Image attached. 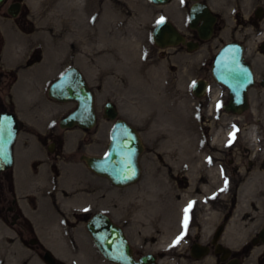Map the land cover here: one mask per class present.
I'll return each instance as SVG.
<instances>
[{"label":"rangeland","instance_id":"rangeland-1","mask_svg":"<svg viewBox=\"0 0 264 264\" xmlns=\"http://www.w3.org/2000/svg\"><path fill=\"white\" fill-rule=\"evenodd\" d=\"M21 1L24 19L19 23L29 28V36L2 15L13 0L0 8V72L6 86L0 100L7 111L13 100V111L23 126L13 147V180L0 174V264H46V251L66 264H109L96 250L85 221L75 222L72 212L79 210L74 211L73 205L81 211L123 215L121 223L150 244L147 250L168 256L176 232L183 236L179 246L184 248L186 197L174 195L171 189L173 164L201 160L198 156L208 154L210 139L233 140L236 123L234 115L219 113L222 100L216 91L200 99L192 96L190 87L205 76L208 51L212 54L223 43L243 35L254 48L260 39L253 37L250 25L238 31L241 27L234 14L239 11L246 17L264 0L221 2L216 36L191 54L180 46L160 50L151 39L152 29L161 20L171 21L187 38L192 34L185 11L176 1L165 6L148 0ZM262 28L264 32V25ZM90 29L99 32L95 41L80 39L77 43L73 31ZM36 48L38 65L20 72ZM69 66L83 73L96 95L98 123L86 132L62 130L58 122L75 104H60L47 95L50 84ZM13 70L18 74L12 89L9 75ZM109 101L117 105L119 118L134 126L143 145L140 178L125 188L92 175L79 163L81 155L101 157L106 152L111 122L103 118L101 110ZM50 132L54 135L44 137L46 141L39 139ZM170 132L175 134L173 140ZM56 137L63 139L61 157L65 158L59 161H53L54 153L48 152L49 141ZM53 163L59 177L53 175ZM55 187L59 191H53L56 196L51 192L45 195ZM14 199L28 219L19 222L24 230L11 226L4 216L3 209ZM58 200L62 211L57 214L51 202L58 205ZM239 204L242 212L249 210L248 202L240 200ZM254 214V222L242 220L240 240L231 242L237 248H251L243 255V264H261L259 260L264 258V247L250 243L264 207ZM32 240L38 243L30 244ZM162 264H171L170 258H164Z\"/></svg>","mask_w":264,"mask_h":264},{"label":"flooded vegetation","instance_id":"flooded-vegetation-1","mask_svg":"<svg viewBox=\"0 0 264 264\" xmlns=\"http://www.w3.org/2000/svg\"><path fill=\"white\" fill-rule=\"evenodd\" d=\"M6 1L1 7L5 5ZM174 1L181 4L182 11H185L187 25L192 34L188 38L185 37L183 33L182 34L186 41L190 42L195 49L189 51L185 45L180 47L185 50L186 54L199 51L206 42L211 41L216 36V25L221 12L219 8L222 5L221 2L224 3L227 2V0H169L166 5ZM15 4H20V9L15 17H11L8 14V9L10 6ZM196 4L205 6L210 11L211 15L216 19L211 38L207 41L200 40L197 30L189 27L191 9ZM22 10V1L13 0V2L6 6V14L2 15L11 19L13 24L16 25L23 34L29 36V28H23V24L21 25L19 23L24 19L21 17L23 16ZM234 16L239 23V27H241L238 31L244 29V25H250V31H252L253 37L260 40L254 48H252L249 45L248 39L243 35L235 38L234 40L223 43L216 52L212 51V54L208 51L209 55L206 57L203 68V74L205 76L203 78L198 77L190 87L192 96L200 99L216 91L217 96L222 100L219 113L222 115H234L236 117V123L234 124V139L231 140V142L230 140L225 141L210 139L208 141V144L210 145V147H208V154L206 156H198L201 160L196 162H175L173 164L174 169L171 176V189L174 195L179 196L181 194L186 197L185 209L188 208L189 204L192 205L190 211L188 212L187 227L185 228L186 234L184 239L186 240V243L184 248L182 246L180 247L179 243H175L179 237L178 232H176L174 243L171 246L170 254L168 256L156 249L147 250V247H149L150 244L147 245V241H145V239L141 240L139 238V241L138 237L140 236H137V233L132 235L128 231L127 226L121 223L123 222V215L120 214V216L118 215L117 217L113 215V211L104 213L111 219L115 226L120 228L125 240L131 248L133 258L136 262H139L142 258H147V264H162V260L169 257L171 264H234L236 262L238 264H243V255L248 253L251 249L249 246H244L242 248L234 247L231 245V242L234 243L235 239L240 240L239 230L241 222L244 220H246L245 223L249 221L254 222L257 218L254 212L257 213L258 210L264 207V32L262 28L264 25V3L263 5L260 3L254 5L253 9L246 17H243L242 13L239 11H237ZM25 19L28 20V24L31 23L29 18L25 17ZM244 20L247 21L244 22ZM199 25L200 23L198 26ZM229 44H238L242 47L243 61L249 66L253 77V84L246 92L247 108L244 111H242L241 107L237 108L236 111L240 112H233L231 110L228 111L226 109L230 99L229 89L226 86L217 83L212 76V65L215 56L222 48ZM32 56L25 61L23 67L20 68V72L25 70V68L31 69L32 67H35V65H38L37 63L40 60L37 58V60L31 62L30 60ZM17 74V71L13 70L9 75L10 86H12V89L13 83L17 78ZM199 82L202 83L204 87L203 91L200 93L201 96L196 97L194 89ZM4 87L6 86L3 85L2 73L0 72V92ZM91 91L94 95V108L97 125L98 111L95 106L96 95L92 89ZM196 93L198 92L196 91ZM107 103L109 102H105L102 105L101 110L105 120L107 119L104 117V106ZM0 112H9L13 114V100H11L10 111H7L3 104V99H1ZM117 112L119 116L118 108ZM247 115L253 117H246ZM118 116L117 119H123ZM109 122H111L112 128L114 122ZM22 127V124H19L20 130ZM53 135L54 133L50 132L47 135L39 136V139L46 141V139H43L44 137ZM53 138L49 141L50 146L48 148V152L54 153L53 161H59V159L65 158L61 157L64 155L62 151L63 139L61 137H56L55 139ZM226 143H228V146H226ZM83 157L90 156L81 155L79 163L83 165L89 173L96 176L86 166L85 161L82 160ZM186 159L188 160L189 157L187 156ZM54 163L51 166L53 175L55 177H59L60 175H58L57 172L58 168ZM0 174H7L8 178L12 181L13 165L9 170L0 172ZM46 182L51 183L49 181ZM54 186H56V184H54ZM54 190H56V193L59 192L57 191V187L49 188L45 191V195L47 192H51L49 194L56 196L53 192ZM240 200L248 202L249 210L247 209L244 212L241 211L239 204ZM51 205L54 207L53 210H55L56 213L58 210L62 211L60 208V201L58 205L53 202H51ZM72 209L74 211L79 210L78 212H72V215L77 218L75 222L85 221L84 227L86 232L89 234L86 229V223L98 212L93 213V211H81V209L75 205L72 206ZM185 209L183 211L184 214ZM3 211L5 219L7 221L9 220L11 226L24 230L23 226L19 224V222L23 221L25 223L28 219L21 212L15 199L12 200L10 205L5 207ZM252 211L253 214H250ZM42 220L43 219L41 217V221ZM263 230L264 214L258 230L250 237V243L252 246L264 247V234H262ZM61 232H65L66 236H70V232L66 229L61 228ZM226 238L228 239V244ZM136 240L138 241L135 242ZM32 243L37 244L38 242L36 240H32V242L30 241V244ZM253 243H255V245ZM226 250H229L228 256H225ZM259 261L263 264L264 258H261ZM107 262L109 264H114L109 261Z\"/></svg>","mask_w":264,"mask_h":264},{"label":"water","instance_id":"water-1","mask_svg":"<svg viewBox=\"0 0 264 264\" xmlns=\"http://www.w3.org/2000/svg\"><path fill=\"white\" fill-rule=\"evenodd\" d=\"M5 1L0 0V7ZM149 2L160 6L167 4L169 0H149ZM19 9L20 4L12 5L8 9V14L15 17ZM215 20L205 6L196 4L191 9L189 27L197 30L200 40L207 41L211 38ZM151 38L154 45L162 50L181 45H185L189 51L195 49L169 21L158 23L152 30ZM212 76L217 83L229 89L230 99L226 109L240 112L236 109L241 107L244 111L247 108L246 92L253 84V77L249 66L243 61L240 45L229 44L221 49L214 58ZM199 83L194 89L196 97L201 96L200 93L204 87L202 83ZM48 95L60 103H76V108L60 120L61 129L78 127L89 130L96 125L93 93L81 72L76 68H68L55 80L49 86ZM117 116L118 112L114 105L107 103L104 106V117L110 121L115 120L110 131L107 152L102 157H83L82 160L95 175L106 178L112 185L122 188L138 181L140 177L139 157L143 146L136 130L126 121L116 120ZM18 131L16 116L7 112L0 113V172L9 170L13 165L12 148ZM86 229L94 245L107 261L114 264L148 263L147 258H142L139 262L134 260L123 233L107 215L103 213L93 215L86 223ZM228 254L229 250H226L225 256ZM43 260L47 264H62L49 251L44 253Z\"/></svg>","mask_w":264,"mask_h":264},{"label":"bare ground","instance_id":"bare-ground-1","mask_svg":"<svg viewBox=\"0 0 264 264\" xmlns=\"http://www.w3.org/2000/svg\"><path fill=\"white\" fill-rule=\"evenodd\" d=\"M91 30L92 29H90L89 31H87V30H83V31L82 30L73 31V34L72 35H75L76 36L77 43L81 42L82 40L92 41L94 39V41H95V38L97 37L96 34H99V32H97V30H92V31ZM80 39H82V40H80ZM170 137L173 140L174 137H175V134L172 133V132H170Z\"/></svg>","mask_w":264,"mask_h":264},{"label":"snow or ice","instance_id":"snow-or-ice-1","mask_svg":"<svg viewBox=\"0 0 264 264\" xmlns=\"http://www.w3.org/2000/svg\"><path fill=\"white\" fill-rule=\"evenodd\" d=\"M163 21H158V23H162ZM232 136L234 137V133L232 134ZM230 142H231V139H230ZM192 205L189 204L188 208L185 209V219H184V227L186 228L187 227V220H188V212L190 211ZM183 238V236L181 237H178L176 242L175 243H179L180 240Z\"/></svg>","mask_w":264,"mask_h":264},{"label":"trees","instance_id":"trees-1","mask_svg":"<svg viewBox=\"0 0 264 264\" xmlns=\"http://www.w3.org/2000/svg\"><path fill=\"white\" fill-rule=\"evenodd\" d=\"M34 60H37V57L35 56V54H33L32 58H31V62L34 61Z\"/></svg>","mask_w":264,"mask_h":264}]
</instances>
